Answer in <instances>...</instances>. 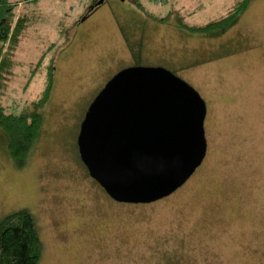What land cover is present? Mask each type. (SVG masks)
Masks as SVG:
<instances>
[{
	"label": "rangeland",
	"instance_id": "rangeland-1",
	"mask_svg": "<svg viewBox=\"0 0 264 264\" xmlns=\"http://www.w3.org/2000/svg\"><path fill=\"white\" fill-rule=\"evenodd\" d=\"M237 1L105 0L84 21L90 0L18 6L32 23L14 54L7 100L19 109L40 94L45 74L31 78V69L41 56L54 81L24 166L0 141V218L22 208L33 214L39 264H264V0H251L220 36L178 25L182 16L188 25L219 19ZM133 64L171 70L207 107L204 161L182 187L150 203L111 199L77 148L87 107Z\"/></svg>",
	"mask_w": 264,
	"mask_h": 264
},
{
	"label": "water",
	"instance_id": "water-1",
	"mask_svg": "<svg viewBox=\"0 0 264 264\" xmlns=\"http://www.w3.org/2000/svg\"><path fill=\"white\" fill-rule=\"evenodd\" d=\"M206 114L199 92L171 70L123 68L85 111L77 135L80 160L114 201L160 200L201 165Z\"/></svg>",
	"mask_w": 264,
	"mask_h": 264
},
{
	"label": "trees",
	"instance_id": "trees-1",
	"mask_svg": "<svg viewBox=\"0 0 264 264\" xmlns=\"http://www.w3.org/2000/svg\"><path fill=\"white\" fill-rule=\"evenodd\" d=\"M29 1L33 0H0V141L5 145L10 159L19 168L24 166L41 135L45 118L44 108L50 98L54 81V67L51 61L43 64L41 56L31 69V78L37 71L45 74L40 94L33 100L22 103L19 109L8 101L5 95L15 66L14 54L32 23L31 16L27 13L17 14V8L20 3ZM167 1L154 3L160 5ZM250 1L238 0L226 14L205 24L188 25L182 16L178 18V25L193 34L220 36L236 24ZM90 2L84 17L97 5V0ZM136 4L141 10L145 9L141 3ZM95 9L97 7L93 10ZM147 14L155 18L152 13ZM157 20L164 22L163 18ZM76 22L80 20L77 19ZM11 109H15V112ZM42 249L38 224L28 209L22 208L0 218V264H39Z\"/></svg>",
	"mask_w": 264,
	"mask_h": 264
},
{
	"label": "flooded vegetation",
	"instance_id": "flooded-vegetation-1",
	"mask_svg": "<svg viewBox=\"0 0 264 264\" xmlns=\"http://www.w3.org/2000/svg\"><path fill=\"white\" fill-rule=\"evenodd\" d=\"M104 1H105V0H104ZM103 3H104V2H103ZM103 3H102V4H103ZM102 4H100V5H102ZM100 5H96L95 7H93V8L91 9V11L89 12V15H87V17L90 16V15L93 13V11L96 10V9L93 10L94 8H96V7L98 8ZM91 7H92V6H91ZM87 17L85 16V17H84V20H85ZM81 20H82V19H81ZM84 20H83V21H84ZM134 65H138V64H133V65H131V66H134ZM128 67H129V66H128ZM206 152H207V151H206ZM205 157H206V155H205ZM205 157H204V159H205ZM204 159H203V161H204ZM203 161H202V162H203ZM201 164H202V163H201ZM198 168H199V167H198ZM198 168H197V169H198ZM197 169H196V170H197ZM196 170H195V172H196ZM195 172H194V173H195ZM194 173H193V174H194ZM193 174H192V175H193ZM192 175H191V176H192ZM191 176H190V177H191ZM186 182H187V181H186ZM186 182H185V183H186ZM185 183H184V184H185ZM184 184H183V185H184ZM183 185H182V186H183ZM182 186H181V187H182ZM179 188H180V187H179ZM179 188H178V189H179ZM178 189H177V190H178ZM174 192H175V191H174ZM174 192H173V193H174ZM170 195H171V194H170Z\"/></svg>",
	"mask_w": 264,
	"mask_h": 264
},
{
	"label": "built area",
	"instance_id": "built-area-1",
	"mask_svg": "<svg viewBox=\"0 0 264 264\" xmlns=\"http://www.w3.org/2000/svg\"><path fill=\"white\" fill-rule=\"evenodd\" d=\"M162 1H165V0H154V2H162Z\"/></svg>",
	"mask_w": 264,
	"mask_h": 264
},
{
	"label": "crops",
	"instance_id": "crops-1",
	"mask_svg": "<svg viewBox=\"0 0 264 264\" xmlns=\"http://www.w3.org/2000/svg\"><path fill=\"white\" fill-rule=\"evenodd\" d=\"M18 1H21V0H18ZM21 4H23V3H20L19 5H21Z\"/></svg>",
	"mask_w": 264,
	"mask_h": 264
}]
</instances>
